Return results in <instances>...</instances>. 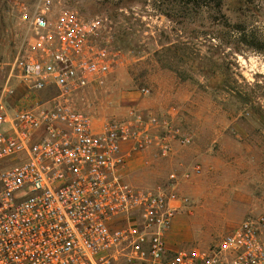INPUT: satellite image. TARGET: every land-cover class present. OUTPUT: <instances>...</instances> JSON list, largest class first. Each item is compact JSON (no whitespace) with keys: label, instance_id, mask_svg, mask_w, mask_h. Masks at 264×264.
Masks as SVG:
<instances>
[{"label":"built area","instance_id":"obj_1","mask_svg":"<svg viewBox=\"0 0 264 264\" xmlns=\"http://www.w3.org/2000/svg\"><path fill=\"white\" fill-rule=\"evenodd\" d=\"M55 1L44 0L0 67V264H264L263 216L209 249L168 246L175 216L191 206L180 174L143 189L124 171L143 152L171 159L194 137L173 116L131 108L97 126L76 108L74 97L107 82L122 51L108 18L62 5L52 17ZM201 174L197 165L181 177Z\"/></svg>","mask_w":264,"mask_h":264},{"label":"rangeland","instance_id":"obj_2","mask_svg":"<svg viewBox=\"0 0 264 264\" xmlns=\"http://www.w3.org/2000/svg\"><path fill=\"white\" fill-rule=\"evenodd\" d=\"M61 5L112 21L122 51L107 82L74 97L76 108L97 126L131 108L173 116L194 137L171 159L143 152L124 171L143 189L180 174L191 206L175 216L168 246L209 249L244 220L264 217V0H56L49 15ZM43 8L44 0H0V67ZM197 165L201 175L182 179Z\"/></svg>","mask_w":264,"mask_h":264},{"label":"crops","instance_id":"obj_3","mask_svg":"<svg viewBox=\"0 0 264 264\" xmlns=\"http://www.w3.org/2000/svg\"><path fill=\"white\" fill-rule=\"evenodd\" d=\"M205 198H207V197H205ZM174 227H175V222H173L172 228H171V230H170L171 234H173V235H175V234L178 233V230H176V228H175V230H174ZM263 235H264V234H263ZM263 237H264V236H263ZM170 248H171V247H170ZM171 249L178 250V249H176V248H171Z\"/></svg>","mask_w":264,"mask_h":264},{"label":"trees","instance_id":"obj_4","mask_svg":"<svg viewBox=\"0 0 264 264\" xmlns=\"http://www.w3.org/2000/svg\"><path fill=\"white\" fill-rule=\"evenodd\" d=\"M223 82H224V79L221 81V83H223ZM220 86H221V85H220ZM217 88H218V89H222L223 87H218V86H217ZM222 90H223V89H222ZM239 97H240V96H239ZM260 118H261V120L264 122L263 117H260Z\"/></svg>","mask_w":264,"mask_h":264}]
</instances>
